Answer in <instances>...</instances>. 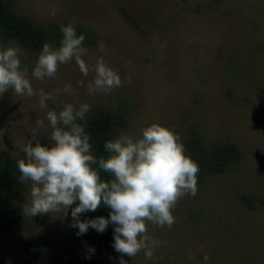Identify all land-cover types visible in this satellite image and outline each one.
<instances>
[{"label": "rangeland", "instance_id": "rangeland-1", "mask_svg": "<svg viewBox=\"0 0 264 264\" xmlns=\"http://www.w3.org/2000/svg\"><path fill=\"white\" fill-rule=\"evenodd\" d=\"M13 7L43 26H87L83 58L94 68L102 57L122 85L89 95L94 72L83 76L74 60L60 65L54 78L38 80L32 71L39 54L1 43L19 49L21 68L27 67L37 95L17 96L9 89L0 96V149L24 158L37 119L44 121L37 138L49 145L46 112H59L66 103H88L91 111L125 103L117 136H138L159 122L183 142L190 124L197 123L208 141L237 143L244 151L241 166L198 182L195 196L177 202L171 228L146 222L147 234L158 241L152 259L143 250L124 257L139 264H264V206L251 209L240 197L264 191V0H13ZM65 84L71 93L63 91ZM41 89L55 97L45 110L39 108ZM62 220L51 215L43 227L55 228ZM18 240L13 233L3 245L12 251Z\"/></svg>", "mask_w": 264, "mask_h": 264}, {"label": "clouds", "instance_id": "clouds-1", "mask_svg": "<svg viewBox=\"0 0 264 264\" xmlns=\"http://www.w3.org/2000/svg\"><path fill=\"white\" fill-rule=\"evenodd\" d=\"M52 15L55 16V11ZM61 32L58 48L49 43L43 45L33 77L41 81L54 78L60 65L74 60L83 76L94 72V78L87 84L89 95L108 94L122 85L118 72L102 57L94 68L86 63L85 36L77 35L73 23L62 25ZM105 47L103 43L98 46L100 51ZM27 72V67L21 68L17 47L0 46V96L9 89L17 96L37 95ZM63 91L71 93V84H65ZM38 96L41 110L48 108V100L55 99L52 93L42 89ZM91 107L88 103L79 107L66 103L59 112L48 110L46 118L52 129L47 136L49 145L41 144L37 138L38 134L43 135L40 129L44 121L36 120V127L31 129L35 144L29 140L22 149L24 158L17 162L20 183H31V199L23 206L22 213L27 217L51 214L64 220L71 209L72 227L78 228V236L89 228L103 233L111 223L113 247L121 254L120 264H126L124 255L134 257L142 250L145 259H152L158 241L147 234L146 222L172 227L177 202L186 195L195 196L198 191L199 166L186 154L180 137L159 122L144 127L138 136L121 133L105 141L108 156L97 160L91 152L89 135L78 123L86 119ZM99 170L113 178L102 180ZM102 204L110 209L107 217L80 219L81 214L95 212ZM203 259L208 261L209 256L205 254Z\"/></svg>", "mask_w": 264, "mask_h": 264}, {"label": "trees", "instance_id": "trees-1", "mask_svg": "<svg viewBox=\"0 0 264 264\" xmlns=\"http://www.w3.org/2000/svg\"><path fill=\"white\" fill-rule=\"evenodd\" d=\"M124 12L130 14L127 8H124ZM67 24L69 22L40 25L30 16L17 13L13 0H0V44L15 42L29 54H39L45 43L53 48L60 46L61 26ZM73 25L77 35L83 34L84 42H87L89 28L80 23ZM124 108L125 103L115 107H98L87 113L84 121H78L90 137L91 152L97 160L108 156L104 144L116 138L120 122L126 120ZM126 111H129L128 106ZM203 135L198 124L191 123L188 136L182 142L186 154L199 166L198 182L204 183L215 175L231 173L241 166L244 151L237 143L224 139L208 141ZM18 160L16 155L0 149V261L3 264H120L121 254L113 247L114 225L111 223L103 233L89 228L85 234L78 236V228L72 227L71 214L55 228L43 227L51 214L34 217L23 215V206L31 199V183H20ZM99 174L102 180L113 178L103 170H99ZM240 195L242 202L251 209L264 206V191L257 194L259 196L250 193ZM109 212L110 209L102 204L95 212L81 214L80 219L107 217ZM29 229L36 231L26 234ZM13 233L19 237L18 245L8 251L3 241ZM90 248L94 251L90 252ZM123 259L126 264H139L124 256Z\"/></svg>", "mask_w": 264, "mask_h": 264}]
</instances>
